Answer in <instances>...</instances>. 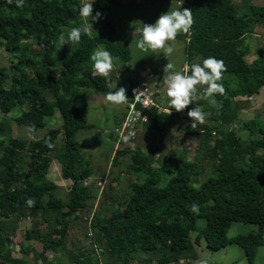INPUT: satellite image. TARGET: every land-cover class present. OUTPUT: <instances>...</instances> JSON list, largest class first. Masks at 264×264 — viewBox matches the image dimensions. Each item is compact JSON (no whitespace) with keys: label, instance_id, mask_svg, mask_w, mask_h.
<instances>
[{"label":"trees","instance_id":"16d2710c","mask_svg":"<svg viewBox=\"0 0 264 264\" xmlns=\"http://www.w3.org/2000/svg\"><path fill=\"white\" fill-rule=\"evenodd\" d=\"M90 2L25 0V6L17 8L16 0L11 4L0 0V37L8 51H22L13 65L12 77L7 67H0L1 111L8 114L17 106H25L26 110L14 119L32 130L45 128L48 119L58 114L62 119L61 127L51 126L41 138L33 140L13 136V123L0 120V264H31L25 257L13 255L7 244L9 235L3 234L5 221H16L14 218L29 210L41 212L44 222H55L49 232L26 231V240L36 238L42 243V250L35 256L45 263L49 260L46 252L52 250L68 256L71 264H98L102 257L97 248H103L101 254H107L109 264H180L198 257L195 246L202 241L214 250L233 241L245 249L253 264L264 245V122L252 119L244 123L251 135L258 136L244 144L233 128L224 130L223 126L238 119L236 96H252L264 87V48H259V57L249 62L250 47L245 44L264 20V5L251 4L249 11L240 13V5L234 0H168L170 11H192L190 32L177 34L184 40L187 61L202 64L211 56L223 60L226 66L218 81L225 93L214 95L219 102L210 114L212 123L199 124L202 145L206 147L204 155L193 160L168 155L161 157L156 167L154 153L128 146L118 150L112 166L115 168L121 157L130 155L132 164L126 171L140 176L143 173L145 180L131 182V195L123 202L113 199L111 209L117 205L115 201L119 204L109 215L99 212L94 216L90 226L97 236L92 252L84 247L68 248L72 218H78L77 213L100 196L99 186L85 184L95 171L82 152L84 144L77 132L89 123L71 97L82 88L106 93L110 90L107 77L93 71L90 55L94 49L103 46L128 70L134 53L131 42L116 35L117 26L110 19L119 2L93 0V15L99 11L102 18L93 22L90 35L82 34L78 44H63L56 56L59 37L66 28L91 23V18H82L78 11L81 4ZM231 78L237 81L234 88ZM133 85L128 101L133 99ZM147 111L152 129L164 131L175 118L186 116L187 108L181 113L172 110L171 115L158 113L156 107ZM187 131L196 133L190 127ZM215 131L219 133L211 145L209 138ZM46 141L54 147H47ZM202 157L208 159L212 173L196 182L204 166ZM54 160L60 163L62 176L71 180L68 199L57 196L58 185L48 179ZM99 180H93L95 185ZM104 194L110 197L108 191ZM29 198L35 200L32 207L27 205ZM194 203L198 212L191 210ZM200 219L206 221L204 226H199ZM234 222L256 224L259 230L231 239L228 232ZM23 249L26 254L31 252ZM206 260L212 264L211 259Z\"/></svg>","mask_w":264,"mask_h":264},{"label":"rangeland","instance_id":"374dc122","mask_svg":"<svg viewBox=\"0 0 264 264\" xmlns=\"http://www.w3.org/2000/svg\"><path fill=\"white\" fill-rule=\"evenodd\" d=\"M116 1L119 2V5L113 7L110 19L117 26L116 35L125 38L126 40H129L131 42L134 53L130 65V70L125 68L122 61L114 59L113 70L109 73L108 76H106L108 83L111 86L109 92L115 91L116 87L119 88L125 86L126 88L128 84L130 82H133L136 78H139L140 80L144 78L146 74H153L154 76H152L150 79H152L151 82L156 87V91H158V104H160L162 107L169 109L166 105L169 102V98L166 95V85L163 81V77L165 74L161 73V70L159 68H164L167 62L173 63L175 65V70L178 71H181V68L186 64L191 65V63L187 61L185 55L183 38H179L177 36L175 41L167 42V45H170L174 48V52L167 57L164 56L163 50H157L153 52L151 49H148L147 51H144L138 49L136 44L139 40L137 31L142 29L143 24H153L160 16V14L170 11L168 10L170 1L169 4L168 0H158V2L155 3H152V0ZM234 1L240 5V13L249 11L248 7L251 4H255L256 6L264 5V0ZM134 3L139 5L134 6ZM69 30L70 29L66 28L62 34L64 35L65 39ZM256 33H258L259 36H257L256 39L255 36H253L252 39L249 40V43L251 44L253 49H257L260 47L264 48V20L257 27ZM71 43L72 45L75 44L73 42ZM62 45L63 44H61L60 42L57 44V57L59 54L58 51L62 48ZM72 45L69 44L68 47ZM21 52V50L8 51L5 47V40L0 37V67H7L11 77L14 74L13 65L16 63V61H18ZM253 54L250 55V61H254L255 59H257V57H259L256 50L253 51ZM118 63H120V65ZM230 81L231 88H234L237 81L232 78L230 79ZM206 87L207 85L196 86L197 94L194 98L193 104H190L188 106L187 112L192 107L198 105L202 109V111L206 113L205 123L211 125L212 120L210 119V114L214 109L213 107L218 104L219 100L216 99L215 96L208 99L203 98L202 92ZM84 91L88 92V94L98 93L99 95L104 96L106 94V92L101 91L95 92L94 89H80L79 92H75L71 97L79 108H82L86 104L84 103L85 98L81 94ZM126 93L128 94V89ZM212 99L216 101V105H213L210 102ZM236 101H238L235 108L238 114V119L232 122L230 125L228 123H224L223 129L225 130L226 128L230 130L231 128H233L236 131L237 135H240L242 137L241 144H244L247 143L249 139L258 137L254 134L251 135L250 130L245 128L244 123L252 119L264 122V87L261 88L260 92L254 95L253 97L239 96L237 98H234V102ZM119 107L120 105H117V110L119 109ZM24 110H26L25 106H17L13 109L12 112L5 114L0 109V120H9V122L13 123V136L15 137H21L28 140L38 139L46 133L49 127H61L62 119L60 118L59 114L48 119V124L45 128L37 130H32L25 125L17 124L14 118L21 114V112H23ZM92 112L96 111L92 110ZM103 112L106 115L104 120L100 119L99 121H91V124L94 127L88 126L84 130H79L80 132H78L80 133L79 136L82 137V142H85L84 140L86 139L90 143V145L85 146L82 151L85 156L91 160L92 166L94 167L95 171L94 177L90 178L89 181L91 184L93 183V185L96 187L97 185H95L93 180H97L99 178H102L101 180L106 179L107 181L104 193L105 191H108L110 193V197H105V194L102 192L101 198L91 200L86 208L77 213L79 214L78 218H74L76 215L72 218L73 221L70 223V230L67 235L69 249L78 250V247H84L89 252H92L91 250L94 243V235H96V233L90 226L89 220L85 219V216H88L89 218L93 215L94 219V216L99 212L105 215H109L112 209L114 207H117L119 204L117 201H115L114 204L117 205L114 207L112 206L111 209L110 206L113 204V199H121V201L123 202L125 198H129L131 195V190L130 188H128L130 183L136 182L138 180L144 181L146 177V175L143 173H141L140 176L138 172L137 174H135L134 172L128 173L126 171L127 168L132 164V159L130 155H125L121 157V160L123 159L122 164L116 166V168H114V166L110 164L112 162V154L114 150V142L112 139L115 137L116 132L114 133L112 130L105 128L103 129L105 131H101L100 133L97 131V127L106 126L107 128H109L110 125L111 116L109 115V112ZM171 126H173V132L155 130L149 127V129L151 130L149 132L153 133V135L151 134V142L153 143L152 148L148 145L145 146V153L155 154L157 160L154 166H159L161 157L164 158L168 155H173L175 157H185L189 158L190 160L200 158L201 155H204L203 153H205L206 147L202 145V138L201 134L199 133V124L195 129H193L191 128L190 118L185 117L183 124L180 125V122H178L177 127H175L173 124H171ZM188 127H190V129L196 130V133H188ZM220 129L222 130V127ZM218 133H216L215 131V133H213L212 136L209 138L211 145L214 144V140L216 139ZM171 134L172 136H174L172 137ZM116 135L118 134L116 133ZM146 135L147 132L139 134V138L141 137V139H139L141 145H145ZM154 137L155 140L152 141V138ZM168 137H170V139L166 144L164 143L165 146L162 147L163 150L158 147H156V149L154 148V144L156 143V141L158 142L161 141V139H166ZM123 141L122 143H125L126 146L135 147V145H137L135 141L132 143ZM198 154L199 156H197ZM207 160V158L203 159L202 157L204 166L200 171V174L196 177V182H201L207 176V174H209V172L212 173V166L209 165V161ZM165 175L162 176V178L164 179L162 183L165 182ZM113 182H115L116 184H113ZM68 189V186L59 187L56 191V195L63 199H68ZM12 219L9 221H5L3 225V234H5L6 236L9 235L7 244L12 247L14 256L25 257L30 261L31 264H71V259H69L68 256L60 255V253L54 252L52 250H48L46 252L45 255L49 260L48 263H45L38 255L35 256V252H37L38 254L42 250V243L36 238L31 240H26L25 238L27 230H33L36 233L38 231L42 233L49 232L54 227L55 222H44L41 212L33 210H29L24 216L14 218V220L16 221H12ZM205 224L206 221L204 219L199 220V226H204ZM258 230L259 227L256 224L234 222L231 228L229 229L228 236L233 239L239 234H248L251 232H256ZM192 236L193 239H195L196 234H193ZM23 248H27L29 249V251L31 250V252L29 254H26V251H24ZM195 249L197 251L198 257L191 258L184 263L181 262L180 264H196L204 259H211L212 264H252L247 256L245 249L233 241L230 242L227 246L218 250L208 248L207 243L205 241H202L201 245L195 246ZM101 257L103 264H109L106 253L101 254ZM134 264H138V261H135ZM253 264H264V245L259 248Z\"/></svg>","mask_w":264,"mask_h":264},{"label":"clouds","instance_id":"9594fccd","mask_svg":"<svg viewBox=\"0 0 264 264\" xmlns=\"http://www.w3.org/2000/svg\"><path fill=\"white\" fill-rule=\"evenodd\" d=\"M11 4L12 0H8ZM25 6V0H16V7L21 8ZM79 15L84 18H91V23L81 24L79 27H73L67 34V40L64 35L59 37L61 44L68 42L79 43L81 36L90 35L93 30V22H99L102 18V13L97 11L93 15V0L90 3H83L78 8ZM194 21L192 11L184 8L182 10L177 9L173 11H167L160 14L155 23L143 24L141 31V39L137 41V48L147 51L151 49L153 52L157 50H163L164 56H170L174 52V48L167 45L168 41H175L178 33H189ZM92 67L94 73L100 76H108L114 67V57L103 46L98 47L92 51L90 55ZM226 70V66L223 60H217L214 57H208L203 59L202 64L194 63L191 65H185L182 71L175 70V65L171 62L163 68L164 77L163 81L166 85V95L169 98V115L171 110L175 109L177 113L183 112L190 104H193L194 98L197 94V85H207L203 90L202 96L205 99L213 97L215 94L223 95L225 88L222 83L218 81L222 80L223 72ZM190 73V74H189ZM126 88L119 87L115 91H111L105 94V100L108 104L119 105L127 101ZM136 95L140 92L139 89H135ZM213 105H216V101L212 99L210 101ZM187 116L191 120V128L195 129L198 124H204L206 119V113L196 105L187 112ZM146 121V118H145ZM134 133H129L128 136H124L125 142L133 136ZM46 145L49 148L54 145L46 141ZM27 205L32 207L35 205V200L29 198ZM191 210L198 212L199 207L197 204H193ZM199 264H208V261L201 260Z\"/></svg>","mask_w":264,"mask_h":264},{"label":"crops","instance_id":"0c3cea01","mask_svg":"<svg viewBox=\"0 0 264 264\" xmlns=\"http://www.w3.org/2000/svg\"><path fill=\"white\" fill-rule=\"evenodd\" d=\"M257 29V28H256ZM138 32V31H137ZM253 36H255V39H256V37L257 36H259V34L258 33H256V31H255V33L253 34V35H251V36H249L247 39H246V41H245V44L246 45H248L249 47H250V51H249V53H248V55H247V59L249 60V62H252V61H250V55L251 54H253V51L254 50H256L257 52H258V50H259V48H257V49H253L252 48V46H251V44L249 43V40L250 39H252V37ZM261 48V47H260ZM254 55V54H253ZM252 58V57H251ZM160 70H161V73H164L163 72V68L161 67V68H159ZM151 71H153V70H151ZM150 71V72H151ZM181 71H182V68H181ZM137 79L139 80V78H136L133 82H130L129 84H128V86L126 87V90L128 89V94L126 93V96H127V98L129 99V97H130V92H129V88L132 86V84H134L136 81H137ZM124 88H125V86H124ZM96 92V91H95ZM98 92V91H97ZM259 93V92H258ZM82 95H83V97L85 98V102L84 103H86L85 104V106H83L82 108H81V110H82V112H83V114L85 115V117L87 118V120H88V123H90L89 124V126H93L92 124H91V121H99L100 119H103L104 120V118H105V113L103 112V111H107V112H109V115L111 116V121H110V125H109V128H107L106 126L105 127H97V131L100 133L101 131H105V130H103L104 128L105 129H110V130H112L114 133H115V131H116V128L119 126V123L121 122V120L124 118V116H125V114H126V102L128 101V99H127V101L125 102V103H122V104H119L120 105V107H119V109L117 110V105H113V104H108L107 102H106V100H105V96L104 95H99L98 93H89L88 94V92H82L81 93ZM257 94V93H256ZM256 94H253L252 96H243V97H253L254 95H256ZM237 97H239V96H236V98ZM241 97V96H240ZM236 100H238V99H236ZM236 102H238V101H236ZM169 103V102H168ZM166 104L167 105V107L169 108V104ZM235 103V102H234ZM237 104V103H236ZM236 104H235V107H236ZM92 110H95L96 112H92ZM172 110H175V109H172ZM171 110V111H172ZM187 112V111H186ZM169 113V112H168ZM185 117H188L187 116V114H186V116H179V117H177V118H175L172 122H171V124H173L175 127H177L178 126V122H180V125L181 124H183V121H184V118ZM59 118V117H58ZM171 124H170V126H169V128L168 129H165L164 131H167V132H173V126H171ZM94 127V126H93ZM143 127V128H142ZM149 127L152 129V127H151V124H147V125H143V126H141L140 127V129H139V132H138V138L136 139V141H135V143L137 144V145H135V147H131V146H128V148H132V149H139V150H141L143 153H145V146H149V147H151L152 148V143L153 142H151V134L153 135V133L152 132H149V131H151L150 129H149ZM142 128V129H141ZM145 128H147V129H145ZM171 128V129H170ZM82 130H84V129H82ZM81 131V130H80ZM79 131V132H80ZM78 132V134H77V136H78V139L80 140V142L82 143V144H84V147L85 146H87V145H90V143H89V141L88 140H84L85 142H82L81 140H82V137H80L79 136V133ZM146 133L147 132V135H146V143H145V145H141L140 144V140L139 139H141V137L139 138V134H141V133ZM189 133V132H188ZM192 134V133H191ZM141 136V135H140ZM171 136H172V134H171ZM174 136V135H173ZM172 136V137H173ZM170 139V137H168V138H166V139H161V141H156V143L154 144V148L156 149V147H158V148H161V150H163L162 149V147H164L165 146V144L168 142V140ZM113 140V142H114V150H113V154H112V156L114 157V155H115V153L118 151V150H123V149H125L127 146H126V144L125 143H121V142H119V140H118V137H117V135H116V133H115V137L112 139ZM155 140V137L154 138H152V141H154ZM88 142V143H87ZM165 143V144H164ZM122 144H124L125 145V147H124V145H122ZM159 144V145H158ZM157 145V146H156ZM84 147L82 148V151H83V149H84ZM147 149H149V148H147ZM184 150H186V149H184ZM155 152V151H154ZM113 157H112V159H113ZM123 160V159H122ZM122 160H121V162H120V164H122ZM111 165H112V162L110 163ZM119 164V165H120ZM118 165V166H119ZM112 168V167H111ZM116 168V167H115ZM114 169V168H113ZM121 172V171H120ZM112 175V174H111ZM93 178V177H92ZM48 179H50V180H52V181H54L57 185H58V187H62V186H68V188H69V185H71V180H69V179H65L63 176H62V172H61V167H60V163L57 161V160H54L52 163H51V165H50V168H49V172H48ZM99 179H102V178H99ZM67 182H69V183H67ZM115 182H113V184H114ZM116 184V183H115Z\"/></svg>","mask_w":264,"mask_h":264},{"label":"built area","instance_id":"2783aa9c","mask_svg":"<svg viewBox=\"0 0 264 264\" xmlns=\"http://www.w3.org/2000/svg\"><path fill=\"white\" fill-rule=\"evenodd\" d=\"M184 66L182 67V70ZM152 76L154 75L146 74L144 78L137 80L133 85V89H139L140 92L137 95L134 92L133 99L127 102L126 114L115 131L118 134V140L121 143L124 140V136H128L129 133H134V135L128 139L129 142H132L134 139H136L138 135V129L141 126L150 123L151 116L147 110L156 107L158 109V113L169 112V109L162 107L160 104H158V91H156V87L151 82L152 79L150 78ZM123 142H125V140ZM106 181V179H103L97 181L96 183L97 186L100 187L99 198L101 197V193L106 185ZM85 184H90L89 179L85 180ZM85 219H88L91 225L93 215L89 218L87 216L85 217ZM102 252L103 248H97V254L99 257ZM98 264H103L101 258Z\"/></svg>","mask_w":264,"mask_h":264}]
</instances>
